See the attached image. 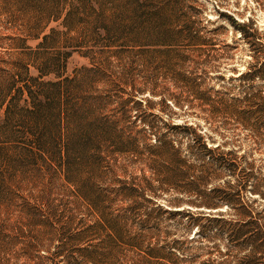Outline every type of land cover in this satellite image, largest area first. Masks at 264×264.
<instances>
[{
	"label": "rangeland",
	"instance_id": "rangeland-1",
	"mask_svg": "<svg viewBox=\"0 0 264 264\" xmlns=\"http://www.w3.org/2000/svg\"><path fill=\"white\" fill-rule=\"evenodd\" d=\"M55 2L0 0V264H85L103 219L123 233L122 264L238 263L249 248L229 240L239 205L264 225V105L243 99L245 90L264 95V81L239 85L253 52L229 19L249 23L264 43V0L81 2L90 21L112 19L124 3L153 7L151 34L135 44L77 16L63 25L79 1ZM89 49L102 54L90 60ZM50 81H62L63 108L75 106L72 143L81 131L90 138L74 148L81 158L39 140L28 119ZM191 135L217 147L215 161L187 154ZM156 139L179 145L193 184L152 162ZM213 195L214 206L199 204Z\"/></svg>",
	"mask_w": 264,
	"mask_h": 264
},
{
	"label": "trees",
	"instance_id": "trees-1",
	"mask_svg": "<svg viewBox=\"0 0 264 264\" xmlns=\"http://www.w3.org/2000/svg\"><path fill=\"white\" fill-rule=\"evenodd\" d=\"M70 3L69 10L63 20V25L70 27L69 23L74 19L71 16H77L76 21L79 24L87 23V25H92V23H97V29H102L105 34H111L115 37L116 41L122 40V43L135 44L143 37V35L148 36L151 31L145 27L149 22H151L157 12L154 8L143 7L138 5V3H124L122 6H117L118 15H113L112 19L107 20L105 17L97 16L93 21L89 18L92 14L88 11L85 3H81L84 0H72ZM57 5L60 0H56ZM55 3L53 6L55 7ZM101 17V18H100ZM119 22L123 23V26L119 25ZM229 23L232 25L233 29L238 31L247 43L248 47L251 48L252 62H250L246 70L238 75L239 85L243 88L250 89L252 83L255 80L264 81V43L259 41L262 39L260 32L253 28L249 23L239 22L233 18L229 19ZM116 27V28H115ZM92 30V29H91ZM93 31V30H92ZM94 34V32H91ZM154 34V33H153ZM49 36H44L43 39L46 40ZM92 37V35H91ZM107 40L108 37H106ZM89 40H95L90 38ZM97 43V41H96ZM95 43V44H96ZM102 54L100 51H95L94 49H89L83 56L89 58L90 60L99 57ZM263 54V57L259 59V55ZM70 55L69 52H64L63 57L66 59ZM65 63V61H64ZM56 64V63H52ZM84 70L90 71L91 69L83 68ZM64 82V81H63ZM46 85L49 86L50 92L46 96L45 102H38L34 105L35 109L29 113L28 119L33 124L32 126L38 130L40 136L38 139L46 135L47 144H54L56 142L62 143V149L66 156L69 154L74 157H82L83 149H74L79 144L81 147L85 148L89 144L90 138L88 137L86 131H81L79 135L78 144H73L74 130L78 129L79 125L74 115L73 109H75L74 104H71L68 109L63 108L64 103L61 101V93L64 91L62 81L47 82ZM21 90V88H20ZM250 98H255L257 100V106L260 112L264 105V95L261 91H256L251 94L249 91H244L243 99L249 100ZM216 102V101H215ZM67 108V107H66ZM264 123V120L262 121ZM46 130V133H45ZM79 131V130H78ZM193 138L192 142L186 147L187 154L193 158L202 159L203 162L215 161L213 153L217 151L216 148L208 147V145L201 141V139ZM159 143H154L148 145L147 151L149 156L153 155L152 162H161L162 165L168 167V169L175 172L178 170L181 173L183 179L189 180L186 184L191 185L194 183L192 181V175L189 174L190 168L193 163L189 162L187 158L181 157V151L179 145L174 140L161 141L156 139ZM200 141V142H199ZM76 145V146H75ZM188 148V149H187ZM168 155L167 159L162 158L163 154ZM191 179H188V178ZM172 188H180L181 185L173 180L170 184ZM188 192V191H187ZM256 194L261 196L259 189L256 190ZM217 198L216 196H211L209 199H200L199 204L205 206H214L215 203L212 200ZM225 202H229L227 199H221ZM248 205L240 204L238 217L239 221L236 222L237 226L229 233V240L232 243L243 246H249L248 252L238 260L235 264H264V225L258 222L248 210ZM175 212V211H174ZM177 212H180L177 210ZM216 220V217H212ZM96 235L102 239L95 244L84 248L85 252V264H122L119 259L121 257L122 249L120 243L123 240V233L119 227H116V221L110 222V219H103L99 222V227L96 229ZM151 250H148L150 254ZM145 264H149L150 261L146 258L144 260ZM130 264H140L139 260H132ZM203 264H213L210 261L203 262Z\"/></svg>",
	"mask_w": 264,
	"mask_h": 264
}]
</instances>
